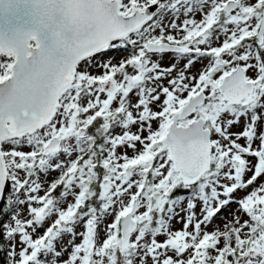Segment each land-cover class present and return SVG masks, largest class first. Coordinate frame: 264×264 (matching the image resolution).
I'll use <instances>...</instances> for the list:
<instances>
[{"label": "snow or ice", "instance_id": "snow-or-ice-1", "mask_svg": "<svg viewBox=\"0 0 264 264\" xmlns=\"http://www.w3.org/2000/svg\"><path fill=\"white\" fill-rule=\"evenodd\" d=\"M0 264H264V0H0Z\"/></svg>", "mask_w": 264, "mask_h": 264}]
</instances>
